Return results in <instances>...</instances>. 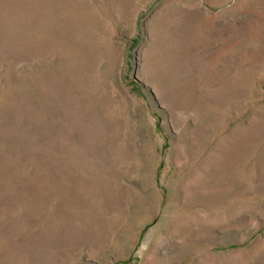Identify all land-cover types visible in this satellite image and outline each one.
Returning a JSON list of instances; mask_svg holds the SVG:
<instances>
[{"label":"rangeland","instance_id":"rangeland-1","mask_svg":"<svg viewBox=\"0 0 264 264\" xmlns=\"http://www.w3.org/2000/svg\"><path fill=\"white\" fill-rule=\"evenodd\" d=\"M0 264H264V0H0Z\"/></svg>","mask_w":264,"mask_h":264}]
</instances>
